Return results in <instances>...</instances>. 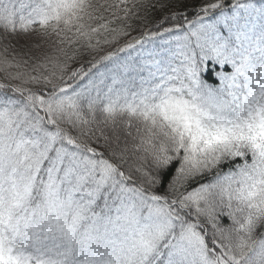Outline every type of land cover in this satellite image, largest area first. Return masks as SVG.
<instances>
[{
	"label": "snow or ice",
	"instance_id": "snow-or-ice-1",
	"mask_svg": "<svg viewBox=\"0 0 264 264\" xmlns=\"http://www.w3.org/2000/svg\"><path fill=\"white\" fill-rule=\"evenodd\" d=\"M0 264H264V0H0Z\"/></svg>",
	"mask_w": 264,
	"mask_h": 264
}]
</instances>
